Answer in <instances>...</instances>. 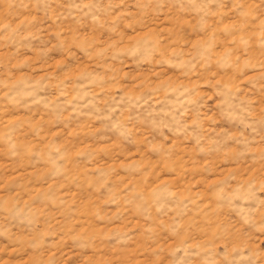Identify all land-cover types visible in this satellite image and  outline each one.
Masks as SVG:
<instances>
[{"label":"rangeland","instance_id":"rangeland-1","mask_svg":"<svg viewBox=\"0 0 264 264\" xmlns=\"http://www.w3.org/2000/svg\"><path fill=\"white\" fill-rule=\"evenodd\" d=\"M0 264H264V0H0Z\"/></svg>","mask_w":264,"mask_h":264}]
</instances>
